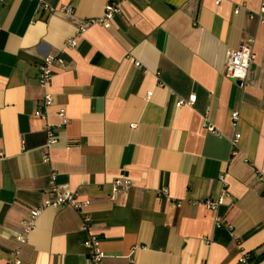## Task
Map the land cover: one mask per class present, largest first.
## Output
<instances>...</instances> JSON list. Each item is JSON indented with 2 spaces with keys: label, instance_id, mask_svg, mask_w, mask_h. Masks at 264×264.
Returning <instances> with one entry per match:
<instances>
[{
  "label": "crops",
  "instance_id": "1",
  "mask_svg": "<svg viewBox=\"0 0 264 264\" xmlns=\"http://www.w3.org/2000/svg\"><path fill=\"white\" fill-rule=\"evenodd\" d=\"M110 1L0 0V264L16 251L20 264H89L91 234L103 264H238L241 252L264 264V25L250 18L261 0H121L108 29L90 26ZM247 40L255 59L241 84L224 70ZM51 55L64 65L44 89ZM47 125L57 144L44 162ZM52 172L89 201V229L81 212L45 208L21 243ZM220 176L217 215L231 230L200 203L220 195ZM124 178L131 188L114 194Z\"/></svg>",
  "mask_w": 264,
  "mask_h": 264
},
{
  "label": "built area",
  "instance_id": "2",
  "mask_svg": "<svg viewBox=\"0 0 264 264\" xmlns=\"http://www.w3.org/2000/svg\"><path fill=\"white\" fill-rule=\"evenodd\" d=\"M121 0H112L106 6L103 15L100 18L90 19L88 24L90 26H101L105 29H108L111 25V21L113 20L114 16L119 13L121 10ZM43 9H48L52 11L50 7L47 5L42 6ZM60 12L66 15H71L73 13V9L71 7H62ZM251 19L256 18L257 22L261 25H264V0H261V5L257 13L250 15ZM86 31V27H80L77 35L80 36ZM252 41L247 40L245 43L241 44V46L237 49L232 51L229 54L227 63L225 65V76L244 84L247 80L248 71L250 68L251 63L255 59V54L253 52ZM77 46V38H72L67 40L65 47L66 48H75ZM64 60L59 56H47L43 58L41 65L39 66V73L37 77L38 85L44 89H47L49 84L53 78V68L55 66H63ZM136 64L135 66H138ZM43 100L41 102V108L35 112L36 117L45 118V110H47L53 102V96L48 92L45 93L43 96ZM195 101V96H191L187 102L179 101L177 102V107L183 106L185 104H192ZM238 114L233 113L231 119L236 121L238 119ZM58 117L61 119V124L66 125L68 123V119L65 114L64 109H60L58 111ZM207 130L211 133H215V129L207 125ZM45 134L47 140L44 145L46 149L45 153L43 154V161L49 162V150L57 144V138L55 136L54 130L52 126L47 125L45 127ZM240 135L237 134L235 136V140L233 144L237 142ZM49 185H50V193L51 198H49L45 204L31 212L30 218L28 220H24L22 222V229L25 236L20 237L19 241L24 243L26 241L27 234L31 233V231L35 228L36 220L39 217L41 211L45 208H52V209H62V208H72L77 212H81L82 220H83V230L89 229L90 224V217L87 213H83L90 204L88 200H80L77 194L70 190L67 185H57L56 184V174L54 172L51 173L49 178ZM262 180H264V176H262ZM219 181L221 183L222 189L221 193L217 198H205L200 203L206 209L215 213V225L217 227H226L227 229L231 230V226L225 225L222 222V219L217 215V212L220 206L223 204V198L227 194V184L225 178L223 176L219 177ZM132 186L131 180L129 179H118L112 186L113 193H117L120 190L123 192H127ZM162 193L166 194V190H162ZM83 246L88 250V260L89 264H103L104 254L100 248V241L96 235L91 234L83 243ZM12 262L14 264H20L19 262V251H16L11 256ZM238 264H253V258L249 253L241 252L238 258Z\"/></svg>",
  "mask_w": 264,
  "mask_h": 264
},
{
  "label": "water",
  "instance_id": "3",
  "mask_svg": "<svg viewBox=\"0 0 264 264\" xmlns=\"http://www.w3.org/2000/svg\"><path fill=\"white\" fill-rule=\"evenodd\" d=\"M240 83V82H239Z\"/></svg>",
  "mask_w": 264,
  "mask_h": 264
}]
</instances>
